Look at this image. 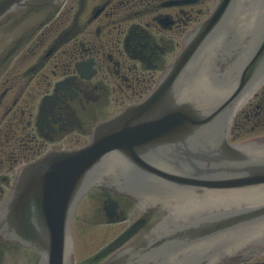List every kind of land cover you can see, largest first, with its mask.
Wrapping results in <instances>:
<instances>
[{"label": "water", "instance_id": "95a60500", "mask_svg": "<svg viewBox=\"0 0 264 264\" xmlns=\"http://www.w3.org/2000/svg\"><path fill=\"white\" fill-rule=\"evenodd\" d=\"M27 1L0 0V23ZM263 81L264 0H215L143 103L96 125L87 146L23 168L0 206V237L36 250L38 264H77L72 218L102 185L169 213L120 264H232L262 252L264 140L233 145L228 134Z\"/></svg>", "mask_w": 264, "mask_h": 264}, {"label": "flooded vegetation", "instance_id": "af4514ba", "mask_svg": "<svg viewBox=\"0 0 264 264\" xmlns=\"http://www.w3.org/2000/svg\"><path fill=\"white\" fill-rule=\"evenodd\" d=\"M212 0H30L0 24V201L14 176L52 150L85 145L93 127L143 100L184 34ZM264 137V84L235 115L232 142ZM99 185L83 199L86 218L125 225L96 257L120 264L167 220L162 209ZM134 214V220L127 216ZM141 224H140V223ZM133 224L120 249L98 255ZM89 260V259H88ZM94 261V260H93ZM235 264H264V252Z\"/></svg>", "mask_w": 264, "mask_h": 264}, {"label": "rangeland", "instance_id": "374dc122", "mask_svg": "<svg viewBox=\"0 0 264 264\" xmlns=\"http://www.w3.org/2000/svg\"><path fill=\"white\" fill-rule=\"evenodd\" d=\"M211 7V2L208 4ZM80 206V210L83 207ZM88 214L78 213V257L77 264H92L87 259L92 258L104 244V239H111L118 230H122L125 225L108 226L104 224V219L99 216L88 217ZM132 220L137 216L128 214ZM102 222V223H101ZM37 254L32 250H25L14 243L0 242V264H36ZM94 264H103L102 260L95 261Z\"/></svg>", "mask_w": 264, "mask_h": 264}]
</instances>
